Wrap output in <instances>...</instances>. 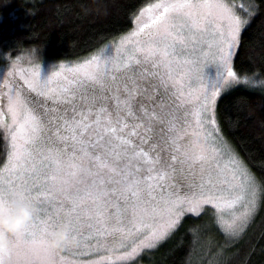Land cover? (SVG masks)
Segmentation results:
<instances>
[{
  "label": "snow or ice",
  "instance_id": "6c2138e0",
  "mask_svg": "<svg viewBox=\"0 0 264 264\" xmlns=\"http://www.w3.org/2000/svg\"><path fill=\"white\" fill-rule=\"evenodd\" d=\"M141 15L147 23L121 38L115 56L102 52L62 64L44 79L38 69L22 76L27 89L44 98L46 121L19 88L5 93L9 119L0 112V127L11 139L0 168V200L20 196L36 207L32 223L0 248L10 264H80L65 255L74 249L55 254L45 247L59 221L78 236L76 249L108 253L87 264H123L162 242L186 212L198 215L211 205L225 230L236 233L257 209L264 180L258 182L222 142L215 116L225 86L240 82L233 60L247 22L226 0H157ZM177 45L194 53L198 48L201 61L215 67L214 77L200 71L193 86L187 65L196 61L178 54ZM137 97L140 116L133 110ZM46 133L48 146L38 147ZM177 164L194 178L183 196L165 191Z\"/></svg>",
  "mask_w": 264,
  "mask_h": 264
},
{
  "label": "trees",
  "instance_id": "16d2710c",
  "mask_svg": "<svg viewBox=\"0 0 264 264\" xmlns=\"http://www.w3.org/2000/svg\"><path fill=\"white\" fill-rule=\"evenodd\" d=\"M147 1L102 0L106 14L84 15L80 5L90 0H0V64L31 50L54 59L85 57L128 30ZM251 2L233 67L255 82L221 94L215 116L221 134L259 182L264 180V0ZM3 156L0 131V164ZM125 264H264V192L237 237L226 236L205 209L183 215L167 239Z\"/></svg>",
  "mask_w": 264,
  "mask_h": 264
},
{
  "label": "rangeland",
  "instance_id": "374dc122",
  "mask_svg": "<svg viewBox=\"0 0 264 264\" xmlns=\"http://www.w3.org/2000/svg\"><path fill=\"white\" fill-rule=\"evenodd\" d=\"M156 2H157V0H149L146 3H144L134 14V16L132 18V25L128 30L119 34L117 37H114V38L108 40L107 42L103 43L100 47H98L97 49H95L94 51H92L91 53H89L88 55H86L85 57H82L80 59H54V58H48V57H39L38 55H36V52L31 50V51H24V52L18 53L14 57L8 58L9 60L7 59L5 63L0 64V112H2L4 114L2 118L5 121H8V119H9L7 116V108H6L7 98L5 96V93H7L9 91V86H11L13 89L19 88L20 91L22 92V95L26 98L29 106L31 108L35 109L38 114H41L42 119H44L46 121L47 118L43 117L44 109L41 107V105L45 104L44 98L38 97L35 93L30 92L27 89L26 85L24 84V79H22V76L23 77H30V72L32 70L38 69L41 79H44L48 75H50L52 72L59 71L60 65H62V64L65 67H71L74 64L82 63L87 59H91V57L93 55H100L102 52H107V54L115 56L116 55V45L119 44L121 38L123 36L128 35L133 30H135L138 25L147 23V16L141 15L142 10L149 7L150 4H154ZM226 2L229 5L234 7L235 12L237 13V15H239L241 17L242 20H244L246 22L249 21L251 15L253 13V5H252L251 0H226ZM244 26H243V28H244ZM177 52L181 56H189L193 60L196 61V63H194V64L187 65V68L190 70V74L193 76V82H192L193 86H195V84H196L195 77L199 75L200 71H203V73L206 77H209V78L214 77L215 67L211 64L210 61L207 63H204L203 61H201V59L199 57V49L198 48L194 53L193 49L191 47H189L188 49H182L179 45H177ZM5 57H7V56H5ZM201 63H204L203 68H201ZM238 77L240 78V82L225 86V90L222 92V94L227 92L228 90H230L234 86H237V85H243V86L247 85L248 86V85H252L255 82V77L252 75H249V76H247V75L239 76L238 75ZM247 83H251V84H247ZM91 91H92V89L90 88L89 89L90 94H91ZM96 91H97V93H99L98 89ZM121 98H123V96H121ZM47 106L52 107V101L51 100L47 101ZM58 107L63 109V107H66V105L61 104V105H58ZM108 107L110 110H114L115 102L111 98H110V102L108 104ZM186 110H190V107ZM180 115L181 116L183 115V111L180 113ZM164 129L166 131V124L164 126ZM0 131L2 133V137H3V141H4V156H3V160L0 164V168H2L8 159V152L10 151V139L11 138H10V135L8 134L6 128L0 127ZM49 135H50V133H46L44 140L40 143V145H38V147H47L48 146ZM220 136L222 137V142L229 149H231V151L233 153H235V155L237 156L238 160L241 161L244 166H246L245 163L242 161V159L237 154V152L234 150V148L223 137L221 132H220ZM136 142L139 143V141H136ZM59 147L63 149L64 145L60 144ZM70 150L71 149L69 148V151ZM145 150L147 151V146H145ZM164 155L170 161V156H167L166 154H164ZM247 169H248V167H247ZM193 179L194 178L189 175L186 168H185L184 172L182 173L180 171V165L177 164L175 174L171 175V179L169 181V184L165 185V191L166 192H172V193H178L179 195L183 196V195L190 192V190H191L190 185L192 184ZM160 194H161V190L159 188H157L156 189V195L159 196ZM121 205H122V202H121ZM205 209L209 212V214L212 215V219L215 222V224L219 227V229L226 236H228L230 238L237 237L243 231L245 225L247 224V223L244 224L242 226V230H239L236 233L226 231L225 228L220 223V220L218 219V216H217L215 209L211 205H204L202 210L199 212V214L201 212H203ZM110 212H112V218L109 220V223L114 226L117 223V219L115 216V210L110 209ZM186 214L197 216L196 214L187 213V212L184 215H186ZM253 214L249 217L248 221L253 216ZM223 219L226 221L230 220L231 216L228 213H225L223 216ZM124 223L127 224V219H125ZM175 229L176 228H174L165 239H167ZM114 238L115 237H108L109 242H112ZM141 238H142V236H137L134 239H130L128 241V247H130L133 242H136ZM89 243L94 244V243H96V241L93 239V240L89 241ZM160 243L161 242H158L157 245L153 248H142L136 256H134L132 259H130L126 262H123V264L134 260L143 251H150V250L155 249ZM74 253L75 254L65 253V255H68L70 258L80 261V264H87L88 261L98 259L100 256L108 255V253L106 251H103V250L83 251L82 252V250H80V249H74ZM104 264H110V262L105 261Z\"/></svg>",
  "mask_w": 264,
  "mask_h": 264
},
{
  "label": "clouds",
  "instance_id": "9594fccd",
  "mask_svg": "<svg viewBox=\"0 0 264 264\" xmlns=\"http://www.w3.org/2000/svg\"><path fill=\"white\" fill-rule=\"evenodd\" d=\"M82 14L89 13L106 14V8L102 0H90L81 4ZM36 214L35 205L20 196H7L0 200V248L7 249L10 239L24 231L32 223ZM80 241L75 232L71 230L67 221H59L49 231L45 247L52 253L59 254L65 249H76ZM0 264H10V256L7 252L0 257Z\"/></svg>",
  "mask_w": 264,
  "mask_h": 264
},
{
  "label": "flooded vegetation",
  "instance_id": "af4514ba",
  "mask_svg": "<svg viewBox=\"0 0 264 264\" xmlns=\"http://www.w3.org/2000/svg\"><path fill=\"white\" fill-rule=\"evenodd\" d=\"M105 95L106 96H109V97H111V93H105ZM163 96V92H162V90H159L158 91V94H157V96H156V101H159V99L161 98ZM141 100V98L140 97H137V103H135L134 105H133V110L136 112V114H137V116H140V112H139V108H140V103H139V101ZM109 102H110V98H109V100L107 101V105L109 104ZM145 103H147V101H145ZM149 110L151 111V105H149ZM164 126H165V124H158L156 127L158 128V129H164ZM156 140H155V138L152 140V142L154 143Z\"/></svg>",
  "mask_w": 264,
  "mask_h": 264
}]
</instances>
